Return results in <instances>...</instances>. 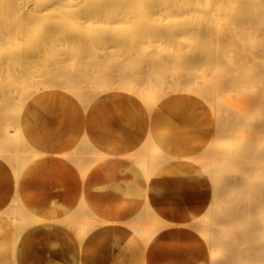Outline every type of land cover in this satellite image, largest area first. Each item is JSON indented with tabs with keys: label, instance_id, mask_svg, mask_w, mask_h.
<instances>
[{
	"label": "bare ground",
	"instance_id": "6f19581e",
	"mask_svg": "<svg viewBox=\"0 0 264 264\" xmlns=\"http://www.w3.org/2000/svg\"><path fill=\"white\" fill-rule=\"evenodd\" d=\"M107 98L146 111L145 138L132 151L95 149L86 133L71 151L49 154L32 144L23 116L35 101L47 100L53 112L76 104L87 112ZM185 101L189 119L217 124L202 131L201 145L176 156L155 135L152 116ZM175 140L177 148L184 143ZM47 155L68 160L83 178L96 163L119 158L147 183L173 159L189 161L208 193L186 225L203 240L199 264H264V0H0V164L17 187ZM98 218L82 196L65 217L45 221L16 189L0 211L2 237L11 230L3 264H19L21 238L46 223L66 229L81 249L106 223ZM125 225L145 248L174 226L151 195Z\"/></svg>",
	"mask_w": 264,
	"mask_h": 264
},
{
	"label": "crops",
	"instance_id": "0c3cea01",
	"mask_svg": "<svg viewBox=\"0 0 264 264\" xmlns=\"http://www.w3.org/2000/svg\"><path fill=\"white\" fill-rule=\"evenodd\" d=\"M76 105L66 109L60 106L54 112L47 100L29 105L23 121L32 144L52 154L73 150L84 133L95 149L104 148L109 152H129L143 142L145 137L140 135L149 121L145 110L136 111L130 103L109 98L98 100L87 112ZM177 105V108L167 105L170 106L165 107L167 111L164 107L158 108L152 116V122L158 125L155 135L176 156L201 145L202 131L212 133L217 124L210 116L204 120L202 117L189 119L183 113L187 102ZM190 107L199 105L193 103ZM197 122L200 123L194 124ZM189 123L191 128L187 127ZM163 124H167L166 130H162ZM177 138L184 142L180 148L176 146ZM197 174L202 172L189 161L176 158L147 183L134 165L109 157L96 163L83 178L68 160L47 155L22 172L17 187L11 172L0 164V211L9 204L17 189L26 209L45 221L65 217L77 208L82 196L97 218L106 221L92 231V240L81 249L77 239L71 238L63 227L51 223L35 226L21 238L17 250L19 264H79L81 261L85 264H199L206 256L203 240L195 238L186 227L203 212L198 203L207 200L206 179L203 178L202 184L194 182ZM149 195L155 211L174 226L156 235L145 248L125 223L138 214ZM191 205H194L192 210ZM3 231L1 226L0 264L8 262L10 255L11 230L6 229L5 238Z\"/></svg>",
	"mask_w": 264,
	"mask_h": 264
}]
</instances>
